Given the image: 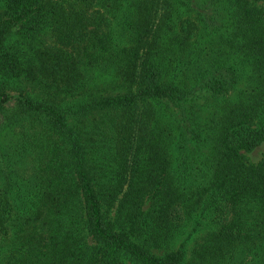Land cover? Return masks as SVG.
Masks as SVG:
<instances>
[{"label":"trees","instance_id":"obj_1","mask_svg":"<svg viewBox=\"0 0 264 264\" xmlns=\"http://www.w3.org/2000/svg\"><path fill=\"white\" fill-rule=\"evenodd\" d=\"M263 142L264 0H0V264H264Z\"/></svg>","mask_w":264,"mask_h":264},{"label":"rangeland","instance_id":"obj_2","mask_svg":"<svg viewBox=\"0 0 264 264\" xmlns=\"http://www.w3.org/2000/svg\"><path fill=\"white\" fill-rule=\"evenodd\" d=\"M46 35H49L46 33ZM245 154L247 155L248 159L253 162L259 161L263 155H264V142L260 144L259 146L255 147L251 151H245ZM186 232L183 233L178 239L174 242V247H179V245L184 241L187 240L185 243L184 249L188 252L187 256H189V253L191 251L192 245L198 237H200L203 234V228L192 231L191 227H187Z\"/></svg>","mask_w":264,"mask_h":264}]
</instances>
